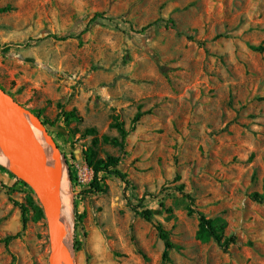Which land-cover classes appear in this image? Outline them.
Masks as SVG:
<instances>
[{
  "label": "rangeland",
  "instance_id": "rangeland-1",
  "mask_svg": "<svg viewBox=\"0 0 264 264\" xmlns=\"http://www.w3.org/2000/svg\"><path fill=\"white\" fill-rule=\"evenodd\" d=\"M95 13L106 18L88 23ZM0 86L41 121L60 105L80 117L44 125L68 179L75 264H264V200L251 198L264 195V0H0ZM114 115L130 129L124 148L95 150L120 156L128 183L107 175L90 193L84 130L118 137ZM2 166L15 177L0 170V264H47L44 215ZM184 193L236 242L199 238Z\"/></svg>",
  "mask_w": 264,
  "mask_h": 264
},
{
  "label": "water",
  "instance_id": "water-1",
  "mask_svg": "<svg viewBox=\"0 0 264 264\" xmlns=\"http://www.w3.org/2000/svg\"><path fill=\"white\" fill-rule=\"evenodd\" d=\"M0 144L11 151L20 179L40 206L47 229V264H75L74 235L67 228L66 172L42 121L0 87Z\"/></svg>",
  "mask_w": 264,
  "mask_h": 264
},
{
  "label": "trees",
  "instance_id": "trees-1",
  "mask_svg": "<svg viewBox=\"0 0 264 264\" xmlns=\"http://www.w3.org/2000/svg\"><path fill=\"white\" fill-rule=\"evenodd\" d=\"M99 18H106L103 13H95L93 17L89 20L88 23L95 21L96 19ZM108 18V17H107ZM150 24L143 26L139 31L145 30L148 28ZM56 38L55 35H51ZM66 37H63L61 39H65ZM191 38V37H189ZM27 45V43H25ZM11 47L10 44L4 45V50H8ZM254 50H259L262 49L263 47L258 46V47H252ZM1 87V86H0ZM3 89V87H1ZM4 90V89H3ZM8 93V92H7ZM61 109L57 115V117L54 119V121H49L48 119L43 120L42 123L45 124H54L57 120L61 119V121L64 123L65 126H69L70 122L73 119H79L80 117L77 115L75 109L71 110H64L62 108V105H60ZM32 112V111H31ZM37 117H39L40 112L35 113ZM142 116V113L137 112L134 117H133V122L138 121L140 117ZM110 127L114 128L117 133L118 137H109L107 135H102L101 138H98L96 136L97 131L94 127H89L84 130V134L86 135H92L94 136L92 139V144L85 147L82 150L83 153V158L85 163L89 168L92 170V179L89 184V189L87 192L90 193H100L106 191V184L104 183L105 176H114L119 178L125 183H128L127 179V174L122 171L118 165L120 162V156L118 155H113V154H108L105 158H101L97 156V152L95 150V146L98 144L99 140L106 142V143H112L114 145L119 146L121 149L124 148L125 146V141L127 136L129 135L130 129L126 128L125 123L123 120L120 119L118 115H114L112 117V121L110 123ZM0 170L8 172V174L11 177H15L11 172L7 171L5 167L0 165ZM71 178V177H70ZM17 182L20 184L28 187L21 179H18ZM30 189V188H29ZM179 190L183 192V187L182 185L179 186ZM185 196L187 197L189 201L188 205V212L189 213H197L198 216V230H197V236L199 238H211L222 250H227L230 245L234 244L236 242V237L233 234L230 235H224L223 233V228L225 226L224 222H221L217 219L209 218L206 217L204 213L197 211L192 207L194 204V198L187 194L184 193ZM251 198L256 201H263L264 200V195L263 194H258L256 192L251 194ZM16 205H19L20 210H21V221H22V229L25 228L26 223L28 221V218L26 216V211L27 208L24 204L19 203L15 201ZM130 208L139 216H141L143 219L147 221H152V211L148 208L145 209H138L134 205H130ZM36 210L39 213V215H42L43 212L39 206H36ZM85 216V212L78 213L77 210L75 209L74 211V217H75V227L78 225V223L82 222L83 218ZM159 238L163 241L164 243V251H163V257H167L168 249L172 247V243L169 239V233L168 231L163 227L161 223H156L154 225ZM18 235H11L8 236L4 239L5 245L8 244L9 240L16 237ZM80 241L74 240V245L75 249L79 250L80 249Z\"/></svg>",
  "mask_w": 264,
  "mask_h": 264
},
{
  "label": "bare ground",
  "instance_id": "bare-ground-1",
  "mask_svg": "<svg viewBox=\"0 0 264 264\" xmlns=\"http://www.w3.org/2000/svg\"><path fill=\"white\" fill-rule=\"evenodd\" d=\"M0 162H2V164L4 163L5 165H7L8 167H10L11 169L18 172L21 175L19 166L16 163L11 151L9 149H7V147L3 144H0ZM65 181H66L65 182L66 199H67V204L69 207V215H68V219H67V228H68L69 232H72V230H71L72 225H71L70 193H69V184H68L67 176L65 178ZM74 262H75V257H74Z\"/></svg>",
  "mask_w": 264,
  "mask_h": 264
},
{
  "label": "crops",
  "instance_id": "crops-1",
  "mask_svg": "<svg viewBox=\"0 0 264 264\" xmlns=\"http://www.w3.org/2000/svg\"><path fill=\"white\" fill-rule=\"evenodd\" d=\"M7 149H9L8 147H7ZM1 164H2V162H0ZM2 165H4V166H6V167H8L7 165H5L4 163L2 164ZM8 168H10V167H8ZM11 169V168H10ZM12 170V169H11ZM12 171H14V170H12ZM15 172V171H14ZM16 173V172H15Z\"/></svg>",
  "mask_w": 264,
  "mask_h": 264
}]
</instances>
